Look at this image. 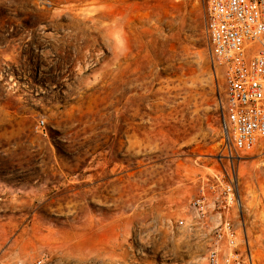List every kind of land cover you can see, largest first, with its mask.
<instances>
[{"label": "rangeland", "instance_id": "1", "mask_svg": "<svg viewBox=\"0 0 264 264\" xmlns=\"http://www.w3.org/2000/svg\"><path fill=\"white\" fill-rule=\"evenodd\" d=\"M205 21L206 0H0V264H206L189 202L231 162ZM232 165L264 264V142Z\"/></svg>", "mask_w": 264, "mask_h": 264}, {"label": "built area", "instance_id": "2", "mask_svg": "<svg viewBox=\"0 0 264 264\" xmlns=\"http://www.w3.org/2000/svg\"><path fill=\"white\" fill-rule=\"evenodd\" d=\"M205 34L212 67L223 82L218 119L225 141L221 158L231 165L198 188L189 213L208 239L206 264H253L248 243L239 249L231 218L240 213L232 161L245 159L264 142V0H206ZM36 128L44 129L43 121ZM44 259L43 255L24 264H43Z\"/></svg>", "mask_w": 264, "mask_h": 264}, {"label": "bare ground", "instance_id": "3", "mask_svg": "<svg viewBox=\"0 0 264 264\" xmlns=\"http://www.w3.org/2000/svg\"><path fill=\"white\" fill-rule=\"evenodd\" d=\"M74 1V0H73ZM79 2H81V1H84V0H78ZM74 5V4H73ZM77 6V5H76ZM79 6V5H78ZM73 7V6H72ZM96 11V10H95ZM78 12V11H77ZM74 14V13H73ZM95 14V13H94ZM88 15V14H87ZM91 15H93V14H91ZM91 15H88V16H91ZM96 15V14H95ZM93 17V16H92ZM83 18V17H82ZM88 18H90V17H88ZM80 28V27H79ZM77 30V29H76ZM79 30V29H78ZM80 31V30H79ZM73 32H76V31H73ZM72 33V32H71ZM82 33H83V31H82ZM84 34V33H83ZM49 35L50 34H48V37H49ZM83 36V35H82ZM51 37V36H50ZM76 37V36H75ZM118 41V40H117ZM86 42V41H85ZM90 44V43H89ZM79 48V47H78ZM260 49V48H259ZM89 55V54H88ZM89 57V56H88ZM91 60V59H90ZM96 62V61H95ZM88 67V66H87ZM80 69V68H79ZM79 71V70H78ZM81 74V73H80ZM105 75V74H104ZM141 95V94H140ZM139 95V96H140ZM133 97V96H132ZM146 97V96H145ZM144 97V98H145ZM139 99V98H138ZM142 101V100H141ZM117 102V101H116ZM131 106V105H130ZM133 106V105H132ZM131 108V107H130ZM127 109H129V108H127ZM127 109H125V110H127ZM124 113V112H123ZM135 115V114H134ZM120 117V116H119ZM104 164V163H103ZM115 183V182H114ZM109 184V183H108ZM110 184H111V181H110Z\"/></svg>", "mask_w": 264, "mask_h": 264}]
</instances>
